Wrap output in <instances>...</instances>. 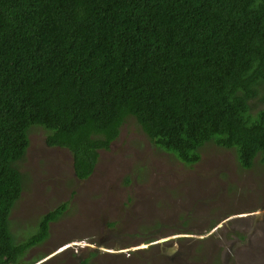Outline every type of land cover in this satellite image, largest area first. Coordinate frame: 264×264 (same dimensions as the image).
Listing matches in <instances>:
<instances>
[{
	"label": "trees",
	"instance_id": "trees-1",
	"mask_svg": "<svg viewBox=\"0 0 264 264\" xmlns=\"http://www.w3.org/2000/svg\"><path fill=\"white\" fill-rule=\"evenodd\" d=\"M263 105L264 0H0V264L66 209L15 242L31 128L71 153L78 180L128 119L187 166L213 144L248 170L264 167Z\"/></svg>",
	"mask_w": 264,
	"mask_h": 264
},
{
	"label": "rangeland",
	"instance_id": "rangeland-1",
	"mask_svg": "<svg viewBox=\"0 0 264 264\" xmlns=\"http://www.w3.org/2000/svg\"><path fill=\"white\" fill-rule=\"evenodd\" d=\"M46 134L30 129L20 163L24 186L9 217L15 242L66 209L20 264H264V167L244 170L213 144L187 166L128 119L78 180L71 153L47 146Z\"/></svg>",
	"mask_w": 264,
	"mask_h": 264
},
{
	"label": "water",
	"instance_id": "water-1",
	"mask_svg": "<svg viewBox=\"0 0 264 264\" xmlns=\"http://www.w3.org/2000/svg\"><path fill=\"white\" fill-rule=\"evenodd\" d=\"M162 242H165V240H162Z\"/></svg>",
	"mask_w": 264,
	"mask_h": 264
}]
</instances>
